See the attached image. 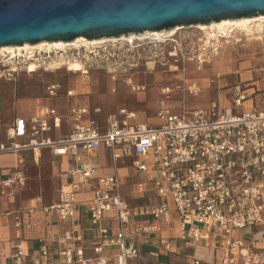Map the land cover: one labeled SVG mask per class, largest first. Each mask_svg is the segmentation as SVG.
I'll list each match as a JSON object with an SVG mask.
<instances>
[{
	"label": "built area",
	"instance_id": "obj_1",
	"mask_svg": "<svg viewBox=\"0 0 264 264\" xmlns=\"http://www.w3.org/2000/svg\"><path fill=\"white\" fill-rule=\"evenodd\" d=\"M59 87L46 85L47 96H57ZM186 90L196 94L199 87L191 82ZM161 91L168 95L172 88ZM248 97L238 84L227 105L210 101L175 113L162 103L155 122L140 120L135 111L121 107L105 117L102 127L89 117L87 106H71L62 116L41 106L31 117H15L4 126L5 140L0 141V154L16 155L13 171L1 180L3 195L11 197L14 187L25 184V151L37 161L42 150H48L71 165L51 203L35 196L25 207L0 211V219H11L18 235L14 263L23 264L27 247L19 238L32 229L35 216L54 213L65 225L57 239L63 245L58 252L61 264H140L137 240L156 235L160 250L170 251L171 237L161 232L174 214L176 238L213 247L217 264H264V100L262 106L244 111ZM63 122L68 126L64 134L59 132ZM2 126L0 113V130ZM52 131L58 132L55 137ZM100 148L110 154L112 173H98L91 160ZM126 161L148 179L155 201L132 205L122 194L117 171ZM147 183L136 182V195L149 189ZM138 220L143 222L136 224ZM248 227H255L252 235L239 236ZM86 232L92 233L90 256L82 245ZM38 244L33 264H52L55 252L42 237ZM150 255L156 257L157 252Z\"/></svg>",
	"mask_w": 264,
	"mask_h": 264
},
{
	"label": "rangeland",
	"instance_id": "obj_2",
	"mask_svg": "<svg viewBox=\"0 0 264 264\" xmlns=\"http://www.w3.org/2000/svg\"><path fill=\"white\" fill-rule=\"evenodd\" d=\"M179 27L162 42L155 39L107 41L91 48L89 59L83 57L86 53L84 49L68 50L67 55L84 58V73L68 71L64 65L48 69L47 62L55 57L53 52L48 58H40V67L30 74L24 69V58L15 60L17 71L11 72L8 70L11 65H4L5 58L0 56V111L4 117L11 118L15 113H33L37 103H48L65 110L70 103L76 102L91 109L100 107L105 113H113L121 107L128 108L150 122L162 103L175 113L182 108L204 107L210 101L227 105L233 88L238 84L250 95L243 101L242 110H250L252 105L262 106L264 37L261 41L251 40V36H246L244 32L235 31L229 38H221L212 46L205 42L203 31L192 25ZM40 55L46 57L49 54L42 52ZM191 82H196L199 87L196 94L186 90ZM49 83L60 85L56 97L47 96L45 87ZM165 86L172 88L168 95L161 91ZM67 89H73L77 96L67 98ZM64 132L62 129L61 133ZM22 156L28 178L25 186L17 190L16 202L29 203V198L35 196H41L45 203L50 202L56 195L65 165L55 161L47 150H42L37 164L31 152L27 151ZM13 163V156H0V167ZM140 180L148 182L144 177ZM131 191L125 192L131 204L154 201L151 191L138 200ZM2 200L7 206H12L14 202L11 199ZM171 222L176 225L175 214L171 216ZM254 230L255 227L245 228L239 236L248 237ZM259 235L260 232H257ZM196 252L197 257L202 258L201 262L208 260L200 256L199 249Z\"/></svg>",
	"mask_w": 264,
	"mask_h": 264
},
{
	"label": "water",
	"instance_id": "obj_3",
	"mask_svg": "<svg viewBox=\"0 0 264 264\" xmlns=\"http://www.w3.org/2000/svg\"><path fill=\"white\" fill-rule=\"evenodd\" d=\"M264 14V0H0V46L117 37Z\"/></svg>",
	"mask_w": 264,
	"mask_h": 264
},
{
	"label": "crops",
	"instance_id": "obj_4",
	"mask_svg": "<svg viewBox=\"0 0 264 264\" xmlns=\"http://www.w3.org/2000/svg\"><path fill=\"white\" fill-rule=\"evenodd\" d=\"M67 90L73 91V95L72 96H66L67 98L77 96L73 89H67ZM49 98H53V97H49ZM41 106L52 107L61 116L67 114V111L71 106H87V107H89L88 105L79 104V103L74 102V103H70L66 107L65 110H61V108H58L57 106L55 107L52 104L37 103L34 107L33 113L23 114V115H17L15 113L11 118L4 117L0 111L2 119H3V126L1 127V130H0V141L5 140L4 135H3V129H4V126L6 124L12 122V120L15 117L28 118V117L33 116L36 113L37 109ZM89 109H90L89 117L92 119H95L98 122V124L102 127L104 125L105 117L110 113H105L101 108H100V112H98V113L92 112V109L90 107H89ZM137 115H138V113H137ZM154 116H155V114L152 116V118H150V119H152V121L154 120ZM138 118L140 120H144V117H140L139 115H138ZM148 120L149 119L145 117V121H148ZM62 129L65 132H67V130H68V126L64 122L61 124V127L59 129L60 133H61ZM57 133L58 132L52 131L50 133V136L55 137ZM47 152L49 153L48 150H47ZM24 153H27V151L23 152L21 154V156ZM6 155L13 156L14 163L11 165H7L5 167H0V211L17 209V208L25 207L28 205L27 201L25 203H20V204H18V202H16L17 190L24 187L26 184V181H25V184L23 186L13 188V195L11 197H6L1 192L2 191L1 190V180L3 178H5V176L8 175L11 171H13V169L16 165V155H14L12 153L0 154V156H6ZM49 155L51 157H53L55 159V161H60L61 164L65 165V167L62 169L63 172H62L61 179H60V184H59V187H60V185L62 183H65L67 181V170L70 167L71 163H70L69 159H67L65 157H54L50 153H49ZM22 159H23V165H24L23 174L25 175L26 180H27L28 177L26 175L25 161H24L23 156H22ZM38 160L35 161L33 159L35 164L38 163ZM91 160L97 166L98 173H101V174L112 173L110 154L104 148H100L93 155ZM117 173H118V177H119L120 184H121L122 194L125 196V192H127V190H129V191L132 190L131 191L132 194L133 193L136 194L135 190H134L135 184L138 181H142L140 179L143 176L140 175L139 173H136L133 169H131L129 167L128 161H126V163L123 165H119ZM64 179H66V180H64ZM59 187L57 189V192H56L54 199L51 200L50 202H46V203L43 202V203L48 204V203H51L52 201H54L56 199ZM146 187L149 188L146 192H150V185L148 183H147ZM146 192L144 194H146ZM151 194L154 195L153 192ZM143 195H136V197H134V198L136 200H138ZM153 197H154V201H155L156 196L154 195ZM2 198L14 200L13 205L7 206L8 204H6V202L3 201ZM30 199L31 198H29V201H30ZM41 199H42V197H41ZM148 201L149 202H146V203L153 202L150 200H148ZM146 203H143V204H146ZM132 205H134V204H132ZM33 220H34V226L32 227V229L28 232H25L24 235L19 238V239L23 240V242L25 243V246L27 247V255L23 258V264H33V262H32L33 258L35 257L37 250H38V247H39V244H38V238L39 237L44 238L45 241L50 246V248L55 252V260L53 261L52 264H61L60 263L61 260L58 257V252L60 251V249L63 245L58 244L57 239L62 235V233L64 231V228H65L64 223H62L54 213H49L45 217H43V215L38 213L37 216H35V219H33ZM142 222H143L142 220L141 221L138 220L136 222V224L142 223ZM176 226H177V224L174 226V225H172V222H170L168 225H164L162 227L161 235H163L164 237H171V239H169V242L171 244L170 251L160 250V243L158 241V235H156L155 237H153L151 239H139V240H137L136 243H137V246L140 250V255H141L140 264H193V261H198V264H217V259H216L217 252L214 250L213 247H208V246H205L203 244H195L194 245L192 243H185L181 240H178L176 238V234H177ZM91 234H92L91 232H89V233L86 232L85 239L83 240V243H82V245L84 247V253L87 256L92 255V251H91L92 240L89 239ZM17 240H18V235L12 226V220L11 219H5V218L0 219V264H15L13 261L12 255L15 252L14 243ZM196 249H199L200 256H203V258H207L208 260L205 262H201L200 259H202V258L199 259V257H197L198 253L196 252ZM151 251H156L157 256L156 257L151 256L150 255ZM144 257H148V258H146L144 260L143 259ZM109 264H112V262L110 261Z\"/></svg>",
	"mask_w": 264,
	"mask_h": 264
},
{
	"label": "bare ground",
	"instance_id": "obj_5",
	"mask_svg": "<svg viewBox=\"0 0 264 264\" xmlns=\"http://www.w3.org/2000/svg\"><path fill=\"white\" fill-rule=\"evenodd\" d=\"M195 25V26H194ZM193 27L203 31L206 36V43L214 46L216 42L221 38H229L233 32H244L246 36H251V40L261 41L264 37V14L253 15L250 17L240 18H226L221 19L219 22L211 21L208 24H194ZM190 26V25H189ZM180 29L179 25L173 26L169 29L160 31H145L140 34L135 32H129L128 34H121L117 37H100L88 39L84 36H77L72 40H55V41H39L34 44L23 43L22 45H4L0 46V56L5 58L4 65H11L9 71L16 72L15 60L24 58V69L28 74L35 72L40 65L39 60L50 57V53L53 52V56L47 62L48 69L60 68L62 65L66 66V69L71 72L84 73L86 66L83 59H89V53H92L91 48L99 47L102 43L107 41H125V40H144L155 39L156 42H162L163 38L172 36L174 32ZM169 39V38H168ZM239 39H237L238 41ZM100 44V45H99ZM80 50L84 49L85 54L83 59L81 57H75L67 55L68 50ZM49 54L46 57L40 55ZM96 52V51H95ZM37 53V55L35 54ZM41 58V59H40ZM203 60H200V62ZM45 63V62H42Z\"/></svg>",
	"mask_w": 264,
	"mask_h": 264
}]
</instances>
